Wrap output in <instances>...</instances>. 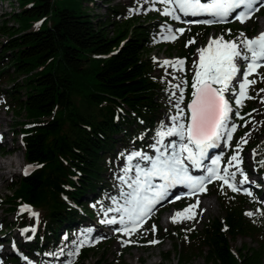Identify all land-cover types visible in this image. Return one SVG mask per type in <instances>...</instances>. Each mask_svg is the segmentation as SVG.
I'll return each mask as SVG.
<instances>
[{"label":"trees","instance_id":"trees-1","mask_svg":"<svg viewBox=\"0 0 264 264\" xmlns=\"http://www.w3.org/2000/svg\"><path fill=\"white\" fill-rule=\"evenodd\" d=\"M16 1L21 10L6 17L0 28L6 36L0 42V99L15 118L11 130L20 136L24 159L35 169L10 185L5 201L8 209L18 211L9 227L20 231L35 221L20 212L21 204L42 212L33 239L18 248L22 256L55 255L70 245L72 232L85 222L98 225L106 218V199L112 202L115 194L108 179L119 171L116 161L126 158L121 153L135 148L151 154L148 146L164 121L162 95L167 91L155 75L161 64L149 53L156 47L157 21L165 18L124 15L115 6H107L112 13L99 18L84 11V0H61V6L56 0ZM114 17L120 20H114L112 35ZM206 30L195 27L186 40L196 43ZM221 30L229 39L237 38L232 23L221 24ZM240 136L246 137L245 128ZM253 145L256 173L264 177L259 163L264 160V138ZM0 152L6 147L0 145ZM222 184L216 181L211 187L223 214L202 229L182 220L163 227L158 214L136 239L172 240V264H188L194 257L204 258L205 264H264V209L253 196L221 188ZM186 205L182 201L181 207ZM116 237L105 240V249ZM238 237L251 238L256 246L233 248L231 240ZM91 250L84 249L83 256ZM170 253L162 252V257L171 260ZM9 260L19 264L20 257Z\"/></svg>","mask_w":264,"mask_h":264},{"label":"rangeland","instance_id":"rangeland-1","mask_svg":"<svg viewBox=\"0 0 264 264\" xmlns=\"http://www.w3.org/2000/svg\"><path fill=\"white\" fill-rule=\"evenodd\" d=\"M58 5H62L61 0H56ZM85 10L91 14H99V18L108 17L112 12L108 10L107 6L110 7H117L118 9L122 10L124 15H129L133 17H140L144 15H151L155 16L160 14L165 19L157 21V26L160 27L158 31L155 32L154 35V49L149 53V56L153 58L154 61L160 62L161 66L156 70L155 75L160 79L166 93L162 95V101L166 107V114L164 115V123L170 126L169 116L175 114L174 104L176 103L175 97L171 96L172 92H176V95H179V91L172 87L173 85L180 82L179 78H184L188 81V85L184 87V102L181 104L182 108H185L187 112L186 105L191 99V81L193 77V62L198 60V51L197 49L200 47H205L210 38L219 37L220 35H225V39H229L221 30V21L219 23H212V24H198L193 25V23H185L183 22L178 28H176V24H172V22H179L178 20H173L170 17H166L161 14L160 11L151 10L153 7L156 9H160L163 6L160 4L152 5L149 2H144V0H84L83 4ZM258 11H255L252 14V18L241 22L238 19H235V15L232 14L226 20H229V23H232L238 29L237 37L240 33H244L247 37L252 38L258 35L259 33L264 32L262 30V26L260 22L264 19L261 14L264 13V6L257 5ZM139 8V11H130V9ZM20 6L16 0H0V28L2 27L3 20L9 17L10 14L16 11H20ZM124 17H122L123 19ZM110 20V18H108ZM9 20V19H8ZM114 20L119 22L120 18L116 19L113 18L111 25L109 26L110 32L113 35L115 30ZM40 20L37 22L39 23ZM141 22L144 23V18H141ZM10 24H16L17 22L13 19H10ZM165 25L170 26L173 31L179 28L185 29L183 34H179V37L172 41V40H163L161 39V33L166 32L167 29L164 27ZM255 27L254 31H251L250 34H247L251 29ZM36 27V26H34ZM203 27L206 30L198 42L194 43L192 46L188 44L186 40V34L194 28ZM6 39V36L0 32V42ZM174 47H172V45ZM187 45V46H186ZM192 48V49H191ZM191 49V50H190ZM187 52V55H184L183 52ZM176 58H183L185 59L184 64V71L180 72L173 69L170 66L162 65V61L164 60H175ZM244 64L240 62V65ZM264 67H261L257 74H252L249 76L250 80H256L257 83L251 85L248 89V96L252 97L251 99H245L242 102V106L237 107L233 103L234 112L231 116V124L236 125V130L232 133V138L230 141H221L217 148L211 149L209 151V157L215 158L216 156L221 157L220 161V168L221 174H223V169L227 167V162L232 155L235 154L237 145L239 144L242 148L239 155L242 159V164L240 168L243 169L244 173L248 177V183L243 185H238L242 190L236 191V193H245L243 189H248L257 202L258 206L264 209V177L260 176L256 173L255 170V160H254V143L255 141L262 140L264 138V92H261V89H264ZM239 79V77H238ZM169 110V111H168ZM238 111V115L236 112ZM251 114V115H248ZM243 117V119H240ZM247 121V124L245 123ZM15 123V118L6 112V110L1 105L0 99V145L6 147V153H14V158L16 160V166H6L3 170L6 171V175L4 177H0V264H15L12 263L9 259L13 257H20L19 264H121V260L125 261L126 264H172V262L176 263L175 259V249L172 240L166 241H159V243L151 244L149 242L145 243L136 239L137 235L141 233L156 215H160V224L163 227H169L172 223L171 217L177 212L181 211L187 206L191 204H195L197 200L200 201L198 207L194 210L195 211V218L192 220H182L185 225H188L191 222H194L195 227L198 229H202L204 224L209 220L220 217L223 214V209L216 197V192L211 187V183L206 185L207 191L205 192H198L196 197H192L189 195V190L187 193L183 194V198L181 200L176 199L177 195L180 194L177 191H173L171 195L169 194L164 200H162L158 205H156L150 217H146L140 231L132 232L130 235L125 234L122 232L116 231L117 228H120L121 225L118 223L115 225L104 224V223H91L89 221L85 222V226L79 227L72 232L71 237L72 241L70 245H66L62 247L64 250V255L60 254V250L56 252L55 255L45 254L40 256L38 254L32 255L25 259L24 256L20 253L18 248L20 249V245L22 243H26L25 241L32 240L37 229L39 227V217L42 214L41 211L36 210L33 207H30V210L23 211L28 216H33L32 212H36L39 215L34 216L35 221L30 224L27 232H22L14 227H9L14 221L15 217L18 214L17 212L11 211L5 200L8 199V194H11V186L14 185L16 182L20 180V178L25 175V170L27 169L28 172L31 170L29 168L27 161L24 159V152L22 148V144L19 142L20 136L16 135L11 130L12 125ZM14 127V125H13ZM246 129V137L247 143H241L240 134L241 131ZM177 137H165L164 143H168L170 140H176ZM155 142V141H154ZM134 151H139L134 148ZM3 154V155H5ZM151 156H155V150H151ZM139 158L133 159L131 162L133 165L137 163ZM0 161H5V157L0 158ZM119 166V171L114 174L112 180L110 181V185L114 188L115 194H113L116 200L120 203H124V199L122 193L130 191L127 188V185L123 184L118 177L124 175L121 171L122 168L127 166L128 162L126 158L116 161ZM146 161L141 162V166H147ZM205 163H210V159ZM13 170L14 172H11ZM196 169H190V172L193 173ZM201 171V170H199ZM229 171H236L235 168H229ZM130 175H134L131 173ZM202 175H206V172H203ZM109 176V173L106 174ZM242 179V176L239 172H237L236 180L239 181ZM131 182V181H129ZM159 183L160 181L157 179L155 181ZM222 182V181H221ZM223 183V182H222ZM227 186V185H224ZM229 188V187H228ZM232 191V189L230 188ZM234 192V191H233ZM259 193V194H258ZM195 195V194H194ZM108 207H117V204L107 200ZM182 201L187 202L185 207H181ZM206 201H210L213 203L212 207L207 210L203 208V203ZM249 206V205H248ZM20 206V212L21 211ZM107 207V208H108ZM250 208V206L248 207ZM251 209V208H250ZM106 210V209H105ZM169 213L170 215H167ZM104 214V211H103ZM120 213L116 212H109L105 219H110L113 216L117 217L119 220ZM179 219V218H178ZM104 220V219H102ZM104 224V226H103ZM131 227V225H129ZM34 229V231H33ZM88 229H92L90 233L87 232ZM139 229V228H138ZM2 230L4 232L2 233ZM115 234L116 239L113 243L112 247L105 249V240L109 239V236ZM31 237V239H29ZM66 239V235L64 236ZM83 241L82 246H79L78 253L76 255H68V253L76 251L77 243ZM158 241V240H157ZM127 242V243H126ZM244 243H247L249 246H256L253 243L251 238H244L238 237L236 240H231V244L233 248L241 247ZM135 245V246H133ZM87 247L93 248L91 252L84 257L83 250ZM171 251V260H165L162 257V252ZM206 261L202 257H194L188 264H205Z\"/></svg>","mask_w":264,"mask_h":264},{"label":"snow or ice","instance_id":"snow-or-ice-1","mask_svg":"<svg viewBox=\"0 0 264 264\" xmlns=\"http://www.w3.org/2000/svg\"><path fill=\"white\" fill-rule=\"evenodd\" d=\"M144 2L162 5L160 9L153 7L151 10L160 11L162 15L173 20H181L182 16L196 17L203 14L213 17V19L186 21L197 24L219 23L225 21L234 12H236L234 18L244 22L259 10L257 5L264 6V0H206V2L202 0H144ZM241 8L242 11H236ZM130 11H139V8L130 9ZM164 27L167 31L161 33L163 40L174 41L177 39V32L183 34L185 31L183 28L173 31L170 26ZM192 43H195V40L188 41V44ZM197 51L199 56L198 60L193 62L194 72L190 84L192 91L191 99L186 105L187 112L181 104L184 102V87L188 85V81L179 78L180 82L172 86L179 91V95L177 96L176 92L171 93L176 100L174 104L176 111L174 115L169 116L170 126L162 121L153 138L155 142L148 146L155 150L156 155L151 156L144 151L121 153V156L126 157L128 164L121 169L124 175L119 176L118 179L127 185L130 191L122 193L123 204H120L115 197H111L112 202L118 206L104 210L105 216L109 212L120 213L119 220L116 216L101 220L104 224L121 225L116 229L118 232L130 235L137 231L145 218L150 217L154 206L167 197L170 189L178 185L187 187L188 194L194 195L207 191L206 185L213 179L223 182L221 188L227 185L234 192L242 190L238 185L249 182L247 175L240 168L242 159L239 153L242 148L239 144L235 154L228 160V166L223 169V174L220 168L221 157L210 158L209 151L217 148L221 141L231 140L232 133L236 130V125L230 123L234 112L233 103L239 107L242 106L243 100L252 98L247 94L248 89L257 81L250 80L249 76L264 67V32L252 38L240 33L235 39H225V35L222 34L219 37L210 38L207 45L198 48ZM240 62H243V68ZM161 63L177 71H184L185 59L183 58L164 60ZM260 91L264 92V89ZM236 114L238 115V111ZM245 123L247 124V121ZM173 136L178 139L164 143L165 137ZM241 143H247V139L242 137ZM134 158L139 160L133 165L131 162ZM209 159L210 163H205ZM142 161L148 162L147 166L142 167ZM259 163L264 165V160H260ZM31 167L33 166H29ZM229 168H235L236 171L230 172ZM190 169H202L206 175H192ZM237 172L242 176L239 181L236 180ZM131 173L134 175H130ZM25 174H28L27 169ZM157 179L159 183L155 182ZM243 191L252 195L248 189ZM180 198V196L176 197V199ZM199 203L200 201L197 200L195 204L177 211L171 217L173 223L194 219V210ZM28 210H30L28 205L21 207L22 212ZM253 214V212L246 213L248 216ZM261 214L264 215V212ZM32 215L39 214L32 212ZM154 230L155 225H153ZM27 231L28 229H22V232ZM91 231L93 230H87L88 233ZM74 243H77V249L68 255H76L83 241ZM149 243L156 244L159 241L152 240ZM60 254H65L63 249Z\"/></svg>","mask_w":264,"mask_h":264},{"label":"bare ground","instance_id":"bare-ground-1","mask_svg":"<svg viewBox=\"0 0 264 264\" xmlns=\"http://www.w3.org/2000/svg\"><path fill=\"white\" fill-rule=\"evenodd\" d=\"M236 14V12L234 13ZM261 26H262V30H264V19L260 22ZM3 158L5 157V161H0V177H4L6 175V171H4L3 169L6 166H16V160L14 158V153H6L5 155L2 156ZM11 172H14L13 170H11ZM183 187V186H181ZM198 194V193H197ZM197 194L195 195H191L192 197H196ZM213 203L210 201H206L205 203H203V208H206L207 210H209L212 207ZM167 215H170L169 213H167Z\"/></svg>","mask_w":264,"mask_h":264}]
</instances>
